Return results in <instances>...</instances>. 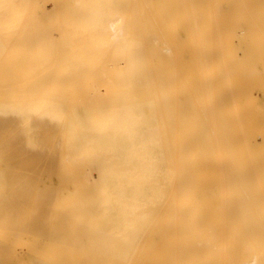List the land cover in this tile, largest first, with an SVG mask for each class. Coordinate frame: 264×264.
Masks as SVG:
<instances>
[{
    "label": "bare ground",
    "instance_id": "bare-ground-1",
    "mask_svg": "<svg viewBox=\"0 0 264 264\" xmlns=\"http://www.w3.org/2000/svg\"><path fill=\"white\" fill-rule=\"evenodd\" d=\"M240 1L242 15L247 5ZM232 5L229 0H0V105L16 114L13 118L27 133L26 140L38 141V127L45 121L50 123L46 142L53 134L60 139L56 163L64 185L58 183H72L73 188L69 195L57 186L66 199H53L58 200L54 214H75L74 221L82 227L95 205L100 215L95 214L109 219L108 224L103 221L109 226L103 236L112 237L109 253L95 251L101 250L96 240L95 249L94 241L93 248L90 245L93 251L82 244L85 257H79L78 240L88 236V224L81 232L73 224L76 233H67L74 238L63 231V224L64 234L58 233L57 223L53 234L61 238L46 243L55 254L48 253L51 247L43 249L47 238L37 246L44 251L27 245L36 240L32 233L35 240L26 239L24 245L14 237L21 231L12 236L19 242H13L16 247L21 243L34 248L38 258L59 260L56 264H81L78 258H93L87 261L91 264H264V135L254 127L257 122L247 125L248 118L244 124L239 117H225L231 111L225 115L221 101L223 81L229 78V66L235 65L227 62L237 34L230 32L241 26L234 22L237 10ZM247 16L253 26L258 24L259 16ZM229 21L236 24L233 29ZM263 27H254L258 34L250 29L247 33L260 38ZM236 100L232 107L239 114ZM8 119L0 118V134H9L1 131ZM85 164L99 183L86 189L94 198L81 197L86 194L80 177ZM86 212L91 214L80 219ZM44 215L49 223L52 216ZM96 215L89 219L91 226L103 219L96 220ZM70 219L62 223L69 222L71 229ZM99 225L92 227L94 233ZM9 229L3 228L4 238H10L5 236ZM64 235L74 238L78 249L71 238L63 240Z\"/></svg>",
    "mask_w": 264,
    "mask_h": 264
},
{
    "label": "rangeland",
    "instance_id": "rangeland-1",
    "mask_svg": "<svg viewBox=\"0 0 264 264\" xmlns=\"http://www.w3.org/2000/svg\"><path fill=\"white\" fill-rule=\"evenodd\" d=\"M21 1H23V0H21ZM28 1H31V0H28ZM230 2H232V7H233V10H237V11H235V12H233V14L237 17L236 19H238V20H234V22H236V24L238 23V25H241L240 26V28L239 29H237V26H236V24L235 23H231V21H229V23H230V28L233 26V28H234V26H236V28H235V30L233 31V32H230V34L232 33V34H234V32L235 33H237V34H235L236 36H231L232 38H233V40H232V43L231 44H233V45H231V47H229V50L230 51H232V54H230V55H232V56H230V58L229 59H227V62H229L228 60H230V61H232V62H234L235 63V65L234 64H232L231 62H230V64H232V65H230L229 66V71H227L228 72V76H229V78H230V81H228V82H231L230 83V86H229V84L228 83H226L227 82V80L229 79L228 77V79L226 80L225 79V82L223 81L224 80V78H226L225 76H227V72H226V68H228V66L227 67H225V71H224V73H223V77L224 78H222V81H223V83H225V84H227L226 85V87H224L223 88V85H225V84H223L222 85V91L223 92H221L222 93V95L224 96H222L221 95V101H222V107H223V109L225 110V115H227L228 114V116H225V117H229L228 119H230L231 118V120H235V119H238V117H239V119L241 120H244L243 121V123L246 121L244 118H253V121L251 120V119H247V121H246V124L248 125V123H249V125H254L256 122L258 123L259 122V124H255L254 125V127L255 128H257V129H259V132H258V134L260 133V134H262V135H264V124L262 123L263 121H264V79H263V77H264V42H263V40L262 39H264V37H262V36H264V31L263 30H259L261 33H263L262 35L260 34V38L256 35V37H254V34H250V32H248L249 33V35H253V37L254 38H252L251 36H244L245 35V32H246V34L248 35V33H247V31L250 29V31L252 32V31H254L253 29H254V27H256L257 26V28L259 27V28H261V26H263L264 25V16H262V14H263V12H264V0H244L245 1V5L244 6H246V11H248V9H249V12H248V14H243V13H246V11H244V9H241V10H243L242 11V15H241V13L239 14V12H238V6H241V1L240 0H229ZM243 1V2H244ZM236 4H234V3ZM258 2V3H257ZM254 3V4H253ZM239 4V5H238ZM244 3H242V5H243ZM258 4L260 5V6H258ZM46 6H49L50 4H49V2H46V4H45ZM226 5V4H225ZM263 5V6H262ZM229 6H231V3L229 4ZM236 8H235V7ZM249 6V7H248ZM257 6V8H255ZM243 6H241L240 8H242ZM235 8V9H234ZM239 8V9H240ZM245 8V7H244ZM260 8V9H259ZM262 9V10H261ZM240 10V11H241ZM259 10H261V11H263V12H260ZM256 13H259L258 15H256L255 14V12ZM258 11V12H257ZM236 12H237V14L241 17V16H246L245 18L244 17H239L237 14H236ZM251 12V13H250ZM252 14V15H251ZM255 14V15H254ZM247 15H249V16H254L253 17V19L254 18H256V16H259L260 18H258V19H254L256 22H257V20L259 21V22H261L262 20V22H261V25H258V24H260L259 22H258V24L256 25V26H253L252 25V23H249V21L248 20H250V17H248ZM261 15V16H260ZM226 14H225V17L224 18H226ZM242 18H244L245 19V21L243 22V19ZM247 18H248V20H247ZM262 18V19H261ZM253 19H252V21H253ZM261 21H260V20ZM248 21V24H250V25H248L247 24V21ZM225 21H227V19H225ZM241 21V22H240ZM251 21V20H250ZM229 23L228 22H226V24L227 25H229ZM243 23V24H242ZM253 23H254V21H253ZM246 24H247V26H246ZM253 27H252V26ZM252 28H251V27ZM228 27V26H227ZM239 27V26H238ZM247 27V28H246ZM229 28V27H228ZM227 28V29H228ZM233 28H231V29H233ZM242 28V29H241ZM257 28H256V30L253 32V33H257L258 34V31H257ZM258 28V29H259ZM246 29V30H245ZM248 29V30H247ZM252 29V30H251ZM262 29V28H261ZM263 29H264V27H263ZM237 30V31H236ZM241 30H243V31H241ZM257 31V32H256ZM243 32H244V34H243ZM242 33V34H241ZM229 34V35H230ZM231 34V35H232ZM227 35V34H226ZM225 35V36H226ZM243 35V36H242ZM242 36V37H241ZM246 39V41L245 40H242V39H244V38ZM238 38H240V39H238ZM260 39V41H259V39ZM250 39V40H249ZM253 39H256V41L255 40H253ZM258 39V40H257ZM262 40V41H261ZM235 41V42H234ZM257 41L258 42H260V45H258L259 43H257ZM254 42H256V43H254ZM253 44L254 45H257V47H258V49H257V47L256 46H253ZM237 45V46H236ZM245 46V47H244ZM260 46H263L261 49L259 48ZM236 47V48H235ZM244 47V48H243ZM247 47V48H246ZM253 47H256V51H255V49L253 48ZM251 48H253L252 50H254V52L251 50ZM234 49V50H233ZM235 49H237L236 51H235ZM244 50V51H243ZM249 51V52H248ZM251 51H252V53H251ZM260 51H261V53H260ZM234 53H236V54H234ZM226 56V55H225ZM224 56V57H225ZM228 58V57H227ZM226 59V58H225ZM225 59H223V61L225 60ZM262 61V62H261ZM224 63H226V60L224 61ZM223 63V64H224ZM226 65H229V63L228 64H226ZM226 65H224V66H226ZM231 66H232V68H231ZM233 66H235V68H233ZM247 66V67H246ZM259 66V67H258ZM257 67V68H256ZM234 69H236V70H234ZM245 69V70H244ZM260 69V70H259ZM257 70H258V72H257ZM238 71V72H237ZM233 76V77H232ZM232 77V78H231ZM232 84V85H231ZM251 84L253 85V86H251ZM229 86V87H228ZM248 86H249V88H248ZM247 89V90H246ZM249 89V90H248ZM245 90V91H244ZM231 92V93H230ZM249 93V94H248ZM251 93V94H250ZM231 94H235V96H236V99H238V100H236L235 99V96H234V98H231V97H233V96H231L230 97V95ZM247 94H248V97H247ZM244 95H245V97H244ZM247 98V99H246ZM231 99H233V100H236V101H239L238 102V106L237 105H234L235 106V108H241V111H240V109H239V111H240V113L239 114H235V109H233V107H232V101L233 100H231ZM251 102H249V101ZM231 102V103H230ZM249 103V104H248ZM230 104V105H229ZM257 104V105H256ZM231 106V107H230ZM249 107V108H248ZM226 108V109H225ZM10 109H8L7 107H5V106H3V105H0V118H9L8 120H6V121H3L4 123L1 125V131H3V130H6V131H9V134H0L1 135V140H0V158L3 160V163H1L0 164V178L1 177H3V178H1L0 179V184H1V182H2V186L4 185V188L3 187H0V195L2 196V194H3V197L1 198V199H5V201H0V228H1V230L3 231V228H4V230H6V229H9L10 231H11V228H12V231H11V234H9L10 233V231H8L9 233L7 234H5V236L6 235H11L10 236V238H11V240H10V238L8 239L7 238V236L4 238V236H3V234H4V232L5 231H1L0 230V238H3V239H0V264H56L55 263V261H59V260H56L55 259V261L54 260H51V259H41V258H38V256H36L35 254H34V251H33V249L34 248H39V250L41 249L40 247H37V246H40L39 244H38V242H41L40 244H41V246H43L44 244V246H43V249H45L44 247H46V246H48L47 247V249H48V251L50 250V248L49 247H51V246H49V244H47L46 245V243L48 242L49 243V240H50V244H53L54 242V239H58L59 237L61 238V235L60 234H64V232L66 231V233H67V231H69V233H71L72 231H74V233L73 234H75L76 232H75V230H76V228L73 226V224H76V227H78V230L77 231H79V232H81V230L83 229V228H85V229H87L86 227H88V229L90 230V231H92L93 229H95V228H92L93 226H97V225H99V223H101L102 222V225H99L96 229H97V231L95 230V233L97 234V233H99L98 235H96L93 231V233L91 234V235H89L90 234V231H89V234H88V236L86 235L87 233V231L88 230H86V232L84 231V233H86V234H84V236H86V237H88L87 239H89V237L90 236H92L93 237V239H92V237L89 239V241L86 239V237H83V238H85V239H83V240H81V241H79L78 240V243H80L81 242V244H80V246L83 244V246H84V250L86 249V247L89 249V247H90V250H94L95 248H96V246L97 245H95V242H97L96 240H98L99 242H97L96 244H98V246H99V244H100V246H101V250L99 251L98 249H95V251H97L98 253H104V251H105V253H109V243L110 242H108V240L110 241L111 240V238L112 237H109V235H106L107 236V238H106V236H103L104 234H106L107 233V229H106V227H107V225H106V227H104V222L106 221V220H109L108 218L106 219V217H102V216H100L101 218H103V219H101L99 216H97V215H100L99 213H96V211H97V207L95 206V205H92L93 207H91L92 208V210H93V212H94V215H96L97 217H99V218H96L95 216H93L96 220H100V221H97L98 222V224L95 222V224L96 225H94L93 224V226H91V221H93V220H89V219H93V218H91V215L93 214V212H92V210H90V212H92V214L90 215L89 213H85V214H82L81 215V218H80V216H79V218L80 219H85L86 218V216H87V214L88 215H90V218H89V216L86 218V220H88V221H90V222H86V220H84V222L86 223V224H88V225H86V224H83V228L80 226V225H82L80 222H81V220H80V224H78V223H76V221L77 220H75L74 221V218L75 217H78V216H75V214L71 217L70 215V217H67L68 215H66V217H65V213L64 212H62V211H60L59 213H62V214H59V215H61V216H59L58 214H54V213H57V211L56 210H54L52 207H55L56 206V208L58 207L56 204H57V201L59 200L58 198H63L64 196H65V193H67V194H69V195H71V193H72V185H70V184H72V183H68V185L67 184H65V185H67V186H70V188L68 187V190H67V188L65 189V187H67V186H63L62 187V185H64V183L62 184L61 183V181L59 180L60 178L58 177V175L60 174V168L59 167H57L58 166V164L56 163L57 161V155H58V153H59V148H60V151L62 150L61 148H62V146H61V142H60V139H58L59 137L57 136V134L55 135V134H53L52 136H51V139L49 138L48 139V141L50 140V142H46L47 141V134H46V132L45 131H47V128H49V124L50 123H48V121L46 122H43V123H41L40 125V127H38L39 128V133H42L43 131V133L42 134H36L37 135V138H38V141H34V142H31V141H29V140H26L25 138H26V135H27V133H25V131H23V129L22 128H20L19 127V122H17V121H15L14 120V118L13 117H15L16 116V114L14 113V112H11V111H9ZM228 110H230L231 112H229V113H227V111ZM246 112V113H245ZM227 113V114H226ZM243 113V114H242ZM230 115V116H229ZM232 118H234V119H232ZM18 119V118H17ZM0 121H2V120H0ZM262 121V122H261ZM261 122V123H260ZM250 123H252V124H250ZM19 124V125H18ZM48 124V125H47ZM245 124V123H244ZM17 125V126H16ZM257 125H259L260 127H258ZM261 125H263V126H261ZM251 127V126H250ZM14 129V130H13ZM18 129V130H17ZM13 131V132H12ZM15 132V133H14ZM13 133V134H12ZM54 136H57V137H54ZM42 138V139H41ZM56 139V141H53V140H55ZM258 140L259 141H261V138H258ZM59 141V142H58ZM54 143V146H52V144ZM58 143H60V145L58 144ZM41 144V145H40ZM59 145V146H58ZM52 148H51V147ZM55 148V149H54ZM50 150V151H49ZM49 152V153H48ZM54 152V153H53ZM24 154V155H23ZM21 155V156H20ZM50 155V156H49ZM55 156V157H54ZM29 157V158H28ZM16 158V159H15ZM29 160V161H28ZM54 160V161H53ZM5 161V162H4ZM84 161V160H83ZM88 160H85V162H87ZM53 162V163H52ZM88 162H90V161H88ZM87 162V163H88ZM22 163V164H21ZM39 163V164H38ZM28 164V165H27ZM84 164V162L82 163V165ZM90 164H92V162H90L88 165H90ZM4 165V166H3ZM31 167H30V166ZM88 165H84V167L83 166H81L83 169V171H81L82 173H83V175H82V173L80 174V177H81V179L83 178V181H84V188L83 187H81V186H79V185H74L75 187H80L81 189L83 188V190L85 189H90V188H94V187H96V186H98V181H97V179H96V173L95 172H93V173H91V172H87V170L88 171H92V169L91 168H89V167H86V166H88ZM7 166V167H6ZM33 166V167H32ZM35 166V167H34ZM91 166V165H90ZM43 167V168H42ZM25 168V169H24ZM51 168V169H50ZM11 169V170H10ZM30 170V171H29ZM35 170V171H34ZM39 172H41V174H39ZM55 172H59L58 174L57 173H55ZM86 172V173H85ZM3 173V174H2ZM90 173V174H89ZM7 174V175H6ZM57 174V175H56ZM93 174V175H92ZM58 177V178H57ZM51 179V180H50ZM2 180V181H1ZM58 180H59V182L62 184H60V183H58ZM20 181V182H19ZM31 182V183H30ZM9 184V187H10V189H9V187L8 186H6L5 184ZM36 185H35V184ZM96 183V186H94V184ZM40 184V185H39ZM60 184V185H59ZM15 185V186H14ZM39 185V186H38ZM59 185V187L60 188H63V192H65V193H63L64 194V196H59L60 194H62V189H58L57 188V186ZM14 186V187H13ZM87 186V187H86ZM6 187V188H5ZM42 189H41V188ZM89 187V188H88ZM8 188V190H6ZM12 188V189H11ZM32 188V189H31ZM38 188V189H37ZM40 188V189H39ZM56 188H57V190H56ZM48 189V190H47ZM65 189V190H64ZM69 189H71V190H69ZM2 190H4L6 193H5V195H6V198L4 197V193L2 192ZM12 190V192H10ZM37 190V191H36ZM38 190H39V194H42V196L41 195H39L38 194ZM61 190V192H58V191H60ZM83 191L84 193H86V194H83L82 193V196L81 197H89V198H91L92 197V195H93V198H94V194H91V193H89L87 190L86 191ZM9 191V192H8ZM92 191V190H91ZM90 191V192H91ZM45 193V195H44V193ZM48 192V193H47ZM57 192H58V194H57ZM82 192V191H81ZM88 192V193H87ZM13 193V194H12ZM60 193V194H59ZM8 194H12V196L11 195H8ZM26 194V195H25ZM38 194V195H37ZM55 194H56V196H55ZM62 194V195H63ZM66 194V195H67ZM37 195V196H36ZM50 195V196H49ZM42 198H41V197ZM46 196V197H45ZM59 196V197H58ZM68 196V195H67ZM10 197H13L12 199L10 198ZM43 197H44V199H43ZM56 197V198H55ZM14 198H16V199H14ZM25 198V199H24ZM41 198V199H40ZM65 198V197H64ZM96 198V197H95ZM3 199V200H4ZM24 199V200H23ZM53 199H58L57 201H53ZM66 199V198H65ZM43 200H44V202L45 203H47V201H49V205H51V207L50 206H47L45 203H42L43 202ZM47 200V201H46ZM50 201H52V202H50ZM8 203V204H6V203ZM54 202H56L55 204H54ZM51 203V204H50ZM27 204V205H26ZM48 204V203H47ZM45 205V206H44ZM54 205V206H53ZM90 205V204H89ZM11 206V207H10ZM44 206V207H43ZM10 207V208H9ZM29 207V208H28ZM46 207H49V208H47L48 210H49V212H47L48 210H46L45 208ZM94 207H96L95 209H94ZM55 208V209H56ZM51 209H53V211H55V212H53ZM59 209V208H58ZM60 210V209H59ZM58 210V211H59ZM10 213V214H7V213ZM14 212V213H13ZM27 212V213H26ZM52 212V213H51ZM12 213V214H11ZM26 213V214H25ZM49 213H50V215H49ZM63 213H64V215H63ZM96 213V214H95ZM25 214V215H24ZM28 214V215H27ZM29 214H30V216H29ZM44 214H47V215H49V217L50 216H52V218L50 217L49 219V223L51 224V221H55V223H52L51 224V226H52V228H53V230H51L50 231V233H56L55 231H56V229H57V227L58 226H60V225H65V230H63L62 231V227H64V226H60L61 228H58V229H61V230H59V232L58 233H60V234H53V236H51V235H49L48 234V232H49V229H50V224L48 223V219H47V217H46V215H44ZM53 214V215H52ZM67 214V213H66ZM54 215H55V218H54ZM9 216V217H8ZM57 216H59V217H57ZM75 216V217H74ZM84 216V217H83ZM63 217H65V218H68V220H69V218H71L70 220L72 221V223H71V229L73 228L74 230H71L70 229V223L68 222V224L66 223L67 221L65 220V218L63 219ZM83 217V218H82ZM62 218V220H60V219ZM8 219V220H7ZM26 219V220H25ZM29 219V220H28ZM76 219H78V218H76ZM104 219H105V221H104ZM15 220H18V222L17 221H15ZM24 220L26 221V225H25V223H24ZM46 220V221H45ZM60 221V223L59 222H57V221ZM63 220H65L66 222H64V223H62L63 222ZM12 221H14V223L12 222ZM79 221V220H78ZM77 221V222H78ZM104 221V222H103ZM17 222V223H16ZM83 221H82V223H84ZM93 222V223H94ZM107 222V221H106ZM106 222H105V224H106ZM3 223V224H2ZM13 224V227H12V224ZM16 223V225H14ZM20 225H19V224ZM21 223H22V225H21ZM59 225H58V224ZM89 224H90V226H89ZM107 224H108V222H107ZM11 227H10V226ZM18 225V227H17V229H16V226ZM56 226V228H55V226ZM58 225V226H57ZM69 225V226H68ZM86 225V227H84ZM22 226V227H21ZM100 226H101V228L103 227V229L101 230V232H99L98 231V229H100ZM80 227L82 228V229H80ZM109 227V226H108ZM107 227V228H108ZM35 228V229H34ZM49 228V229H48ZM67 228H69V230H67ZM16 229V230H15ZM25 229H27V231L25 230ZM58 229H57V231H58ZM71 230V231H70ZM103 230H107L106 232L105 231H103ZM14 231V232H13ZM16 231H21L22 233L23 232H27L26 234H28L27 235V237H25L26 235L25 234H23L22 235V233L21 232H16ZM54 231V232H53ZM60 231H62V232H60ZM83 231H82V234H83ZM13 232V233H12ZM104 232V233H103ZM20 235V236H18V237H16V236H14L15 238H20V239H23V240H21L20 242H23V244L25 245L26 244V242H28L29 241V238H30V241L29 242H31V240L33 241V240H35L34 238H36V240L35 241H33V243H32V245H31V243H28L27 245H29L30 244V247L32 246V247H34V248H32V250H31V248L29 247V246H27V247H25V248H23V246L21 247V243H20V245H19V247H16V246H18V245H14V244H19V242L18 241H16L15 239H14V237L12 238V236L13 235ZM18 233V234H17ZM34 235V238H31V235L32 234ZM69 233H67L68 235H70ZM103 233V234H102ZM30 234V235H29ZM39 234H40V236H39ZM73 234H71L72 235V237L74 236V238H75V235H73ZM102 234V235H101ZM107 234H109V233H107ZM36 235V236H35ZM42 235H44V236H42ZM55 235V236H54ZM70 235V236H71ZM99 235H100V237H99ZM3 236V237H2ZM37 236H39L38 238H37ZM51 236V237H50ZM77 237H76V239L78 238V235H76ZM95 236H98V237H95ZM21 237H23V238H21ZM33 237V236H32ZM49 237L51 238V239H49ZM54 237V238H53ZM57 237V238H56ZM64 237H65V239L67 240V238L70 240V238H71V240H73V242H75L74 241V238H72V237H70L69 238V236L67 237L66 235H64L62 238H63V240H64ZM81 237V236H80ZM79 237V238H80ZM81 237V238H82ZM95 237V238H94ZM8 239V242H7V240H5V239ZM41 238H43V239H41ZM45 238H47L46 239V241H45ZM110 238V239H109ZM19 239V240H20ZM26 239H27V241H26ZM37 239H40L39 241L37 240ZM15 240V241H14ZM48 240V241H47ZM59 240V239H58ZM58 240L56 241V242H58ZM62 239H60V241H61ZM68 240V241H69ZM70 240V241H71ZM91 240V241H90ZM104 240V241H103ZM16 242V243H13V244H11L10 242ZM26 241V242H25ZM42 241H45V243L44 242H42ZM60 241H59V243H60ZM68 241H65L66 243L68 242ZM70 241H69V243H70ZM82 241H84V243H82ZM85 241H87L89 244V246L88 245H84V244H86L85 243ZM93 241H94V249H92L93 248V246H92V244L91 243H93ZM106 241V242H105ZM108 242V243H107ZM8 243H10V244H8ZM34 243H37L36 245H34ZM44 243V244H43ZM76 243V242H75ZM74 243V244H75ZM78 243H76V245H75V249L77 248L78 249ZM106 243V244H105ZM71 244V243H70ZM73 244V243H72ZM71 244V245H72ZM102 244V245H101ZM103 244H105V245H103ZM92 246V248H91V246ZM111 245V244H110ZM13 246H15V247H13ZM100 246H99V249H100ZM103 246V247H102ZM12 247H13V249H12ZM28 247L30 248V249H28ZM82 247V246H81ZM81 247H79V250H81V251H78V250H76L78 253L79 252H81V253H83L84 254V252H83V247L81 248ZM104 247H105V249H104ZM106 247H107V250H106ZM17 248V249H16ZM72 248H74V247H72ZM81 248V249H80ZM43 249H41V250H43ZM47 249H45V250H47ZM53 248L51 247V250L48 252V253H50L51 251V253H54L55 254V249H53ZM88 249H86V250H88ZM15 250H17L16 252H15ZM23 251V252H22ZM44 251V250H43ZM94 251V252H95ZM96 252V253H97ZM14 253H16L17 255H15ZM20 253V254H19ZM47 253V252H46ZM57 253V252H56ZM80 253V256L79 257H85V254L83 255V254H81ZM59 254V253H58ZM14 255V256H13ZM60 256V255H59ZM90 256H92V255H89V257ZM87 257V256H86ZM18 258V259H17ZM25 258H27L26 260H25ZM88 258V257H87ZM79 259V260H78ZM77 260H78V262L80 261L81 262V264H91V263H88V262H94V261H92L93 260V258H92V260H91V258H89L91 261H89V259H87V261H86V259H80V258H78ZM97 260V259H96ZM99 260V259H98ZM50 261H54V262H50ZM85 263H84V262ZM100 261V260H99Z\"/></svg>",
    "mask_w": 264,
    "mask_h": 264
}]
</instances>
